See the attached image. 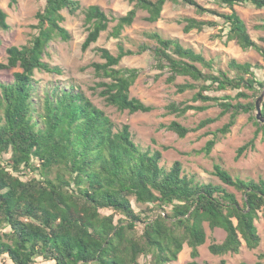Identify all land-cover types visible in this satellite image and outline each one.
I'll use <instances>...</instances> for the list:
<instances>
[{
    "label": "trees",
    "instance_id": "1",
    "mask_svg": "<svg viewBox=\"0 0 264 264\" xmlns=\"http://www.w3.org/2000/svg\"><path fill=\"white\" fill-rule=\"evenodd\" d=\"M19 0H9L13 6ZM133 7L124 15L110 17L99 5L83 9L80 0H43L32 27L35 32L26 44L7 48V62L1 69L19 68L12 81H0V257L11 264H167L178 260L184 245L191 248V260L200 262L199 247L207 241L205 223L226 232L222 242L213 241L209 250L216 255L238 254L243 244L256 249L261 243L257 225L264 214V178H235L219 163L214 175L225 185L202 182L184 173L181 161L167 169L161 165L162 152L142 149L133 138L130 125L115 130L112 119L81 90L55 87L37 106L36 70L61 73L44 58L56 36L69 40L63 26L64 10L76 15L84 10L87 50L101 33L117 21L111 35L122 31L136 19L139 10L146 20L158 21L168 1L189 5L200 15L210 13L222 20L219 37L236 40L243 49L264 48L251 36L235 5L251 4L264 8V0H208L231 12L207 8L197 0H129ZM185 33L218 26L212 19L187 16L181 21ZM8 13L0 6V29L8 30ZM264 28V25H258ZM146 36L157 45L139 46V53L152 50L157 68L168 69L167 80L188 76L195 82L178 83L177 91L197 90L192 104L171 101L168 112L177 116L189 110L204 111L216 104L217 117H207L190 128L174 119L164 125L185 137L226 114L229 120L215 131L202 151L209 155L216 144L249 113L259 132L264 123L257 118L256 101L264 89L259 66L233 58L229 69L216 68L201 52L178 39L157 31ZM2 38L0 36V45ZM104 62L92 66L98 76L109 78L100 85V95L119 110L149 112L152 107L130 95L139 70L118 67L123 57L135 51L119 46L118 54L98 49ZM255 98L243 102L241 99ZM212 102V103H211ZM264 116V100L262 102ZM251 139L238 149L239 158ZM141 258L144 262L141 263ZM218 264H227L221 260ZM264 264V252L255 262Z\"/></svg>",
    "mask_w": 264,
    "mask_h": 264
},
{
    "label": "rangeland",
    "instance_id": "2",
    "mask_svg": "<svg viewBox=\"0 0 264 264\" xmlns=\"http://www.w3.org/2000/svg\"><path fill=\"white\" fill-rule=\"evenodd\" d=\"M83 9L89 5H99L110 17H119L126 14L133 4L129 0H80ZM207 8L218 11L231 12L230 8H222L208 0H197ZM43 4V0H19L16 5L10 6L9 0H0V6L8 13V30L0 29L2 44L0 45V63L7 62V48L11 45L21 46L26 44L35 32L32 27L38 22L36 14ZM80 10L76 15L63 11L65 21L62 23L70 34L69 40H64L60 36L53 39L45 54V60L52 66H58L61 73L36 70L35 79L38 81L37 106L42 107L46 93L52 92L55 87L61 89H71L83 91L92 102L104 110L115 124V130H119L123 125H130L134 141L142 149L151 151L160 150L162 152L161 165L169 169L174 161L179 160L184 167V173L202 182H212L225 185L216 175H214V164L219 163L226 168L235 178L255 179L264 178V135L259 132L256 136L257 126L253 122L249 113L241 114L232 130L226 134L207 155L202 151L206 142L212 138L210 132L223 126L229 120V114L224 115L217 121L191 131L185 137H180L177 133L168 130L164 125L176 119L183 125L195 128L201 120L207 117H217L221 108L213 104L204 111L189 110L183 116H177L168 112L167 105L171 101L200 104L192 100L197 90H187L178 92L176 84L185 82H195L188 76H179L174 82H169L168 69L161 70L156 66V60L152 50L139 53V46L147 44L150 47L157 45L156 41L147 37L146 33L157 31L164 37L178 39L183 45L201 52L208 60L214 61L216 68L229 69L228 63L235 58L239 62H251L259 66L258 75L264 74V56L256 49H243L236 40L225 41V38L218 36L220 33L222 20L214 14H198L194 7L168 1L162 12L161 18L156 22L146 20L147 12L139 10L134 22L126 27L120 37L111 35V31L117 21H112L109 28L103 31L99 39L93 43L86 51L82 49V44L87 36V26L85 25L84 10ZM244 19L248 31L253 39L264 48V8H257L254 5H235L234 9ZM187 16L200 19H212L218 21L219 25L207 27L202 31L192 30L185 33L183 23L180 21ZM135 51L134 54L122 58L118 67L136 68L139 76L130 88V95L139 98L144 103L150 105L149 112L130 113L128 110H119L116 106L110 105L105 98L100 95L103 81L109 78L98 76L94 62H104L98 49L101 47L109 49L113 54H118L119 46ZM19 68L1 69L0 81H12L13 73ZM264 90V89H263ZM263 92V91H262ZM261 92V93H262ZM259 97V96H258ZM255 98L241 99L243 102L252 101ZM264 100V99H263ZM212 103V102H211ZM257 113V112H255ZM255 139L254 146H249L247 150L237 158L238 149ZM231 191L236 192L239 199L242 194L233 187ZM257 225L261 235V243L256 249H250L243 244L238 254L228 253L216 255L209 250L211 242H222L225 238V231L221 228L212 229L205 223L207 230V241L199 247L200 256L198 261L218 264L221 260H226L227 264H241V262H255L258 255L264 252V214L260 212ZM191 248L186 243L179 258L167 264H185L191 260ZM144 258H141V263ZM0 264H11L10 261L0 257ZM37 264H48L41 262ZM52 264V263H49Z\"/></svg>",
    "mask_w": 264,
    "mask_h": 264
},
{
    "label": "water",
    "instance_id": "3",
    "mask_svg": "<svg viewBox=\"0 0 264 264\" xmlns=\"http://www.w3.org/2000/svg\"><path fill=\"white\" fill-rule=\"evenodd\" d=\"M264 99V90L263 92L259 95V97L257 98L256 101V114H257V118L260 122L264 123V116L262 115V102Z\"/></svg>",
    "mask_w": 264,
    "mask_h": 264
},
{
    "label": "crops",
    "instance_id": "4",
    "mask_svg": "<svg viewBox=\"0 0 264 264\" xmlns=\"http://www.w3.org/2000/svg\"><path fill=\"white\" fill-rule=\"evenodd\" d=\"M226 234V233H225ZM226 236V235H225Z\"/></svg>",
    "mask_w": 264,
    "mask_h": 264
}]
</instances>
